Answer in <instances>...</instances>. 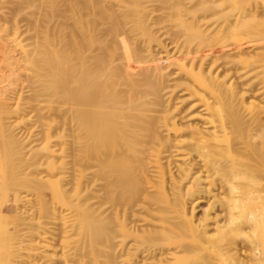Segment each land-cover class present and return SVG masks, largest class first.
<instances>
[{
	"label": "bare ground",
	"instance_id": "1",
	"mask_svg": "<svg viewBox=\"0 0 264 264\" xmlns=\"http://www.w3.org/2000/svg\"><path fill=\"white\" fill-rule=\"evenodd\" d=\"M1 1L0 264H264V0Z\"/></svg>",
	"mask_w": 264,
	"mask_h": 264
},
{
	"label": "rangeland",
	"instance_id": "2",
	"mask_svg": "<svg viewBox=\"0 0 264 264\" xmlns=\"http://www.w3.org/2000/svg\"><path fill=\"white\" fill-rule=\"evenodd\" d=\"M0 1H1V0H0ZM6 1H7V0H5L4 2H6ZM8 1H9V0H8ZM2 2H3V0L1 1V3H2ZM2 4H3L5 7L8 6V8H9V6H11V5L13 6V4L10 3V2H9V3L6 2L5 4H4V3H2ZM2 4H0V5L3 6ZM5 10H8V9H5ZM24 16H25V15H24ZM24 16H21V17H22V20H21V17H20V20H21V21H20V24H21V25L23 24V25L26 27V25H28V24H27V23H28V22H27L28 20H26V16H25V19H24V18H23ZM23 19H24V20H23ZM24 21H25V22H24ZM23 22H24V23H23ZM203 205H204V204H201V206L198 208V210H197L198 212L200 211V209H202L201 207H203ZM197 211H196V213H197Z\"/></svg>",
	"mask_w": 264,
	"mask_h": 264
}]
</instances>
